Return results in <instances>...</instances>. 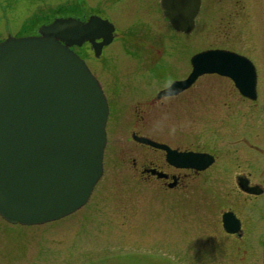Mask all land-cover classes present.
<instances>
[{"label":"flooded vegetation","instance_id":"1","mask_svg":"<svg viewBox=\"0 0 264 264\" xmlns=\"http://www.w3.org/2000/svg\"><path fill=\"white\" fill-rule=\"evenodd\" d=\"M161 1L31 0L21 9L27 15L19 20L17 28L14 29L10 14L17 9V2L16 0H6L1 5V9L4 11L5 26L3 24V28L0 29V43L10 36H39L41 27L48 26L57 19H75L87 23L92 17H99L109 21L114 26V39L110 44L102 47L99 54L96 53L90 42L72 47V50L86 62L91 73L99 80L104 90L109 106L108 126L111 122L114 125L116 123L122 125L128 121L123 108L125 100L130 97L126 94L130 88H133L130 85V79L135 74L160 77L169 68L170 62L178 68L185 63L187 65L186 72L182 77L176 79L184 80L192 72V58L209 51L229 52L250 60L257 72V99L255 101L243 96L231 79L215 74L200 77L193 86L174 96L164 95L157 98L159 92L165 90L169 85L156 90L157 92L155 90L154 92L145 91L142 93L145 98L139 96L135 107L137 117L134 119L136 122L134 126L136 128H133L136 130L132 129V137L133 135L146 137L167 146H169L167 143L155 140L150 128V131L143 133L139 126L145 125L146 120L149 122L154 118L151 114L155 112V109L160 106L164 107V105H174L171 104L174 101L183 103L179 112H182L187 120H190L192 117L187 116L193 112L197 113L199 106L206 107L212 99L217 100L215 94L222 92L224 88H215L218 91L215 94H213V88H200L199 84L205 77H219L229 81L231 86L225 88L230 90L231 96H235L238 102L254 107L261 105L259 91L261 72L256 61H264V0H199L195 24L188 33L178 32L173 28L162 11ZM204 19L205 22H203ZM171 31L181 35V38L171 37ZM196 34H200V39L196 41L187 39ZM248 40L251 41V46L243 49L241 44L245 45ZM102 42L103 39L96 40V44ZM122 63H126V67L123 69L121 68ZM125 77L130 79L122 83L120 79ZM147 88V86L142 87L143 90ZM201 100L205 101L201 102ZM122 101L124 105H122ZM223 106H227L231 111L235 105L233 102H225ZM240 114L248 119L251 115L252 120L255 116V114H244L243 112ZM262 120L253 121L254 123L259 121L258 126L251 124L252 136L245 135L240 128L241 126L248 127L249 123L240 122L238 126L242 134H238L235 139L243 145L241 148L248 150L245 151L247 154L245 156L238 154L241 148L236 150L237 168H244L250 172L235 177L239 198L230 205L231 207L229 206L230 209H220V216L212 214L213 203L202 202L201 182L195 181L201 176L204 177L205 174L208 175V172L217 165L219 158L216 153L202 151L194 144H191L193 147L188 148H175L170 145V148L181 153L208 154L215 160L214 164L205 171L177 169L168 164L165 151L136 143L138 147H144L163 157L162 166L153 161H148V166L143 165L142 171L139 172L144 177L143 179L157 185L155 188L161 190L163 194H177L174 202L176 207L173 209L179 213L165 217L164 221L167 224L165 233L169 237L171 230L177 232V235L169 238H176L173 243L178 244V247L181 245L184 247L183 257H181L183 263H177L174 257L167 254L163 255L161 261H157L158 264H264V121ZM234 145L238 144L230 146ZM134 168L137 169L136 163H134ZM147 169L161 171L167 174L168 178L159 180L152 174L144 173ZM242 181L247 183V187L256 188L262 192L260 194L245 192L240 185ZM211 184H215V182H207L206 186ZM171 185L173 187H170ZM259 199L263 201L259 202ZM82 209L89 210V202L79 211ZM201 211H211V213L202 214ZM227 213L233 215L229 226L236 228V232L231 233L225 228L224 215ZM83 217L86 220L90 219V216L86 214ZM169 243L167 242L168 247L171 244ZM108 258H102L104 261H100V263H91L121 264L116 256L112 255Z\"/></svg>","mask_w":264,"mask_h":264},{"label":"water","instance_id":"2","mask_svg":"<svg viewBox=\"0 0 264 264\" xmlns=\"http://www.w3.org/2000/svg\"><path fill=\"white\" fill-rule=\"evenodd\" d=\"M164 15L178 31L194 27L199 0H162ZM114 26L92 17L87 23L57 19L39 36L0 43V217L13 226H41L66 218L87 204L104 173L109 106L103 88L74 45L90 42L96 53L110 44ZM103 39L101 44L96 40ZM188 79L159 93L177 95L204 74L231 78L241 94L257 99L252 62L226 52L192 58ZM141 144L164 150L175 168L204 171L214 163L208 154L181 153L148 138ZM158 179L168 175L146 170ZM245 192L262 191L247 187ZM170 187H173L172 185ZM233 215H224L225 228Z\"/></svg>","mask_w":264,"mask_h":264},{"label":"rangeland","instance_id":"3","mask_svg":"<svg viewBox=\"0 0 264 264\" xmlns=\"http://www.w3.org/2000/svg\"><path fill=\"white\" fill-rule=\"evenodd\" d=\"M5 1L0 0V29L4 24V11L1 5ZM16 2L17 9L10 14L14 29L17 28L19 20L27 15L21 9L31 0ZM170 36L175 39L181 38V35L174 31L170 32ZM199 36L200 34L187 36V39L196 41L200 39ZM241 45L243 49L249 48L251 41L248 40L245 45ZM256 64L261 72L259 79L261 105L254 107L242 104L235 96H231L228 88H225L231 86L229 81L219 77H205L199 84L200 88H213V94L218 92L215 89L217 87L224 89L215 94L217 100L212 99L208 106H199L197 113L188 115L187 117H192L188 119L189 121L182 112H179L183 103L172 101L171 104L174 105L158 107L151 114L154 118L149 122L146 120L145 125L139 126L143 133L150 128L155 140L165 142L169 146L188 148L194 144L202 151L216 153L219 158L217 165L208 172V175L205 174L204 177L195 180L201 182L202 202L214 204L213 215L220 216V209H230V205L239 198L235 177L250 172L244 168H237L235 152L243 145L235 138L241 133L238 127L240 122L249 123L248 127L240 128L245 135L252 136L251 124L258 126L260 119L264 121V61L258 60ZM125 67L126 63H122L121 68ZM186 69L185 63L178 68L170 62L169 68L160 77L135 74L131 79L128 77L120 79L122 83L130 79V85L133 87L126 94L130 97L125 100V105L122 101L128 121L122 125L117 123L114 125L111 122L107 128L104 173L91 196L89 210L82 209L76 215L62 221L36 227L13 226L0 218V264H92L91 262L100 263L104 261L102 258L107 259L112 255L118 257L121 264H158L157 261H161L163 255L167 254L174 257L177 263H183L181 257L184 247L182 245V248L178 247V244L173 243L176 238H169L177 235V232L171 230L169 237L165 233L167 225L165 217L179 213L173 209L176 207L174 202L177 194H163L161 190L155 188L157 185L143 179L139 173L143 165L148 166V161L162 166L163 157L144 147H138L132 139L131 131L136 128L135 107L139 96L145 91L154 92L170 85L182 77ZM146 86L148 88L143 90L142 87ZM225 102H233L234 108L230 111L227 106H223ZM240 112L255 114L254 119L252 120L250 115L249 120ZM196 117L197 120H194ZM255 120L259 121L254 123ZM231 144L238 145L230 146ZM247 150L241 148L238 154L245 156ZM134 163L137 169L134 168ZM207 182L215 184L206 186ZM262 201L259 199V202ZM85 214L90 216L88 221L83 217Z\"/></svg>","mask_w":264,"mask_h":264}]
</instances>
